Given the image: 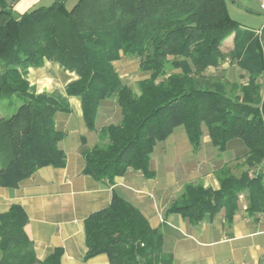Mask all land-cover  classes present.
<instances>
[{
    "label": "trees",
    "instance_id": "16d2710c",
    "mask_svg": "<svg viewBox=\"0 0 264 264\" xmlns=\"http://www.w3.org/2000/svg\"><path fill=\"white\" fill-rule=\"evenodd\" d=\"M17 1L0 0V187L16 188L43 167L66 165L58 148L65 135L55 125L66 108L30 94L19 70L52 61L79 76L66 92L81 98L89 130L102 100L115 96L121 109L120 123L104 127L97 146L84 150V174L111 181L134 169L150 178V157L174 129L183 126L198 149L205 127L220 152L236 139L248 152L217 169L219 190L191 182L169 212L196 224L225 209L231 222L244 196L250 214H264V28L259 35L242 30L228 0H78L71 9L56 1L16 17ZM124 56L139 59L150 74L139 95L115 67ZM228 58L245 72L244 82L207 75ZM27 222L20 205L0 214V264H62V249L37 259ZM85 232L86 260L105 254L110 264H173L161 231L117 195L86 220Z\"/></svg>",
    "mask_w": 264,
    "mask_h": 264
},
{
    "label": "crops",
    "instance_id": "0c3cea01",
    "mask_svg": "<svg viewBox=\"0 0 264 264\" xmlns=\"http://www.w3.org/2000/svg\"><path fill=\"white\" fill-rule=\"evenodd\" d=\"M56 1H65L69 9L79 2L18 0L13 3V11L18 17ZM227 8L242 30L261 33L264 13L259 0H228ZM224 45L228 50L233 49L234 33ZM115 67L123 84L139 95L140 87L135 90L130 84L132 77L137 71L143 72L139 86L150 76L140 68L139 59L124 56ZM19 70L29 83L30 94L53 97L66 108L55 116L56 128L65 135L58 148L66 154V165L43 167L19 187H0V214L20 205L28 218L26 234L39 261L62 249V264H110L105 254L86 260L85 222L92 214L108 208L117 195L136 207L152 228L161 231L164 252L172 255L173 264H264V214H250L244 196L240 197L239 210L231 222L226 218L225 209L216 215H207L196 224L180 213L169 212L170 205L191 182L219 190L215 172L226 164L240 163L244 159L248 150L243 140H231L226 151L220 152L204 127L201 145L194 149L186 129L179 126L157 145L150 157L152 177L130 169L111 181L96 180L84 174V150L97 146L104 127L120 123L122 113L116 97L101 101L95 129L89 130L81 98L66 92L67 86L79 79L76 72L52 61ZM229 71L237 77L231 82H244L245 72L229 58L220 67L209 69L207 75L228 80L225 75ZM1 111L0 107V115Z\"/></svg>",
    "mask_w": 264,
    "mask_h": 264
},
{
    "label": "rangeland",
    "instance_id": "374dc122",
    "mask_svg": "<svg viewBox=\"0 0 264 264\" xmlns=\"http://www.w3.org/2000/svg\"><path fill=\"white\" fill-rule=\"evenodd\" d=\"M236 9H237V7H235ZM143 72H139V71H137L135 74H134V76L132 77L133 79H131V82H130V84H131V86L135 89V90H139V86H138V81L143 77ZM225 76H227L228 78V80L231 82V81H233L234 79H237V77L234 75V73L233 72H228V74L227 75H225ZM235 81H238V80H235ZM1 104H2V106H5L6 105V103H3V102H1ZM202 129H204V128H202ZM205 131H206V129H204Z\"/></svg>",
    "mask_w": 264,
    "mask_h": 264
},
{
    "label": "built area",
    "instance_id": "2783aa9c",
    "mask_svg": "<svg viewBox=\"0 0 264 264\" xmlns=\"http://www.w3.org/2000/svg\"><path fill=\"white\" fill-rule=\"evenodd\" d=\"M260 1V9H261V11H262V13H264V0H259ZM250 177H254V173L253 172H251L250 173Z\"/></svg>",
    "mask_w": 264,
    "mask_h": 264
}]
</instances>
